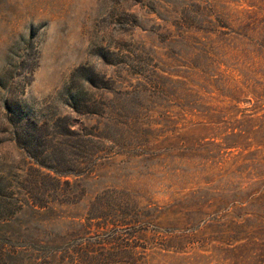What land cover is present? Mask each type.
I'll return each instance as SVG.
<instances>
[{"label":"rangeland","instance_id":"obj_1","mask_svg":"<svg viewBox=\"0 0 264 264\" xmlns=\"http://www.w3.org/2000/svg\"><path fill=\"white\" fill-rule=\"evenodd\" d=\"M75 247L264 264V0H0V264Z\"/></svg>","mask_w":264,"mask_h":264},{"label":"trees","instance_id":"obj_2","mask_svg":"<svg viewBox=\"0 0 264 264\" xmlns=\"http://www.w3.org/2000/svg\"><path fill=\"white\" fill-rule=\"evenodd\" d=\"M83 136L85 135L84 133H82V130H75L71 125V139H74L73 147L79 150V152L76 154H79L81 152V154L82 153L84 154L83 158H85L86 156L89 155V153L86 150H80L82 149L81 146L85 148L86 145H88L86 140L83 139L84 138ZM71 143H72V140H71ZM80 160L81 159H79V155L71 158V161H72L71 166L78 168L81 165L82 167V163L84 162V160L82 162ZM74 171L75 170L71 171V175L75 176L76 177L75 179L73 178L71 181L66 180L64 182H62L60 178L58 179L59 182H62V184H65L66 186H69L71 184V203H75V202H78L79 200L86 199L89 196L86 188L82 186L83 185L82 182H85L86 178L88 179L90 174L85 172V175H84V174H80L79 172H74ZM80 175H83V176H80ZM78 177H81V179ZM31 206L35 207L36 205L31 204ZM100 256H96V255L91 256V254L85 251L84 249L75 247L71 250V264H88V262L94 259L99 261ZM108 257H109V254L107 255V258Z\"/></svg>","mask_w":264,"mask_h":264}]
</instances>
